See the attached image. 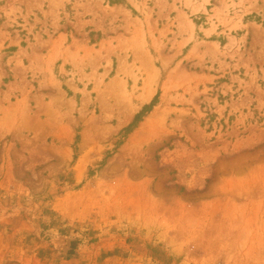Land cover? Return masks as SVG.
<instances>
[{"label": "rangeland", "instance_id": "rangeland-1", "mask_svg": "<svg viewBox=\"0 0 264 264\" xmlns=\"http://www.w3.org/2000/svg\"><path fill=\"white\" fill-rule=\"evenodd\" d=\"M0 264H264V0H0Z\"/></svg>", "mask_w": 264, "mask_h": 264}, {"label": "trees", "instance_id": "trees-1", "mask_svg": "<svg viewBox=\"0 0 264 264\" xmlns=\"http://www.w3.org/2000/svg\"><path fill=\"white\" fill-rule=\"evenodd\" d=\"M139 119H140V115L136 117V119H135V123H136V121H138ZM133 125H134V124H133Z\"/></svg>", "mask_w": 264, "mask_h": 264}]
</instances>
